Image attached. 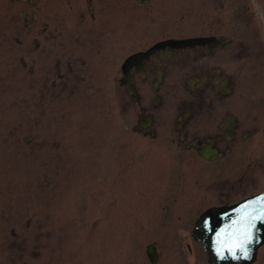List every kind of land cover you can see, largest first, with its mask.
I'll return each mask as SVG.
<instances>
[{"label": "rangeland", "instance_id": "374dc122", "mask_svg": "<svg viewBox=\"0 0 264 264\" xmlns=\"http://www.w3.org/2000/svg\"><path fill=\"white\" fill-rule=\"evenodd\" d=\"M216 1L131 0L127 29L199 34ZM253 1L238 3L259 17L264 0ZM137 43L130 36L128 47L113 45L108 80L98 69L103 57L90 53L77 73L67 64L34 95L29 77L16 82L0 53V264H208L191 233L212 203L211 184H241L233 200L255 192L233 164L207 163L172 142L173 107L200 100L191 77L175 96L152 101L154 136L134 129L139 111L126 105L114 77ZM221 168L226 174L214 173Z\"/></svg>", "mask_w": 264, "mask_h": 264}, {"label": "flooded vegetation", "instance_id": "af4514ba", "mask_svg": "<svg viewBox=\"0 0 264 264\" xmlns=\"http://www.w3.org/2000/svg\"><path fill=\"white\" fill-rule=\"evenodd\" d=\"M130 1L0 0V53L15 66L11 77L16 82L29 77L25 79L32 88L29 92L38 94L41 83L52 76L62 78L70 63L69 70L77 73L76 64L85 65V58L94 53L103 57L97 67L108 80L113 45L126 48L132 36L138 47L123 56L114 79L126 105L137 109L138 116L151 118L150 126L135 129L154 136L152 101L175 96L179 81L191 77L200 100L173 107L172 142L200 159L199 149H215L220 156L202 160L225 161L228 168L233 164L235 174L250 176L255 192L249 196L264 193V10L258 17L249 3L244 8L238 0L229 6L226 0H217L213 18L205 20L199 34L161 37L157 29H144L130 35L126 19ZM196 38L203 39L184 48L157 46L169 39ZM135 54L139 55L125 73L123 63ZM125 80L130 85L121 84ZM221 170L226 174L222 168L214 173ZM216 182L206 194L212 203L203 212L248 197L233 200L241 184L227 188ZM262 257L264 243L252 264H261Z\"/></svg>", "mask_w": 264, "mask_h": 264}, {"label": "water", "instance_id": "95a60500", "mask_svg": "<svg viewBox=\"0 0 264 264\" xmlns=\"http://www.w3.org/2000/svg\"><path fill=\"white\" fill-rule=\"evenodd\" d=\"M203 38L184 39V40H166L159 43L157 46L169 45L173 48H184L191 43L200 42ZM139 54H135L127 58L122 66V71L126 70L134 63ZM130 85V82L125 80L121 84ZM129 94L132 91L129 90ZM138 124L141 127H148L151 124L149 117H139ZM198 155L205 160H214L219 153L210 147L201 148ZM264 212V193L253 195L245 198L235 204L229 206L213 207L203 212L195 221L192 235L197 242L203 244V249L207 256L209 264H252L256 259L257 249L264 243V223L256 221L254 230L253 243L251 248L250 258H232L228 252L226 245H230L236 230L241 227L246 221L242 219L247 213L249 217L259 216ZM218 249L223 250L224 259L220 258ZM146 253L151 263L157 261V250L154 244H149L146 247ZM240 253H238V256Z\"/></svg>", "mask_w": 264, "mask_h": 264}, {"label": "snow or ice", "instance_id": "6c2138e0", "mask_svg": "<svg viewBox=\"0 0 264 264\" xmlns=\"http://www.w3.org/2000/svg\"><path fill=\"white\" fill-rule=\"evenodd\" d=\"M242 219L246 222L236 230V234L233 236L231 244L226 245V247L228 248V252L232 258L249 259L251 253V248L249 246L253 243L254 230L256 228L255 222L259 221L264 223V212H261L259 216L251 217H249L246 213ZM217 251L220 253L221 259L226 258L223 255L222 249H218ZM238 253H240L239 256Z\"/></svg>", "mask_w": 264, "mask_h": 264}]
</instances>
